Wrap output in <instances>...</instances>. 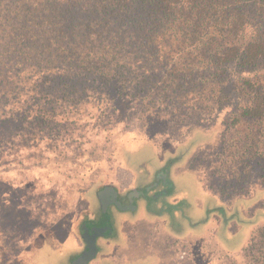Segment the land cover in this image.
<instances>
[{
    "label": "trees",
    "instance_id": "trees-1",
    "mask_svg": "<svg viewBox=\"0 0 264 264\" xmlns=\"http://www.w3.org/2000/svg\"><path fill=\"white\" fill-rule=\"evenodd\" d=\"M225 69H233L230 76ZM24 79L66 83L71 101L82 99L85 90L77 91V85L91 84L118 87V99L131 86L135 98L164 104L211 92L217 101H228L237 82L252 95L236 104L231 123L254 128H248L244 143L224 134L218 158L235 163L225 173L232 181L245 182L257 171L264 184V152L254 142L264 122V0H0V152L10 148L8 140L20 136L19 130H41L35 123L60 115L39 99L43 90L32 97L38 98L36 110L24 104L27 109L9 111L7 88ZM44 96L57 104L65 99ZM212 172L215 178L227 177L218 169ZM255 210L247 240L236 253L209 243L205 264H238L235 255L241 252L246 264H264V210Z\"/></svg>",
    "mask_w": 264,
    "mask_h": 264
},
{
    "label": "rangeland",
    "instance_id": "rangeland-1",
    "mask_svg": "<svg viewBox=\"0 0 264 264\" xmlns=\"http://www.w3.org/2000/svg\"><path fill=\"white\" fill-rule=\"evenodd\" d=\"M232 71L225 69V74L230 76ZM235 85L236 89L230 88L228 101H217L215 92H211L206 98L190 93L175 99L173 104H164L161 100L145 103L135 98V90L131 86L123 88V97L119 100L116 94L118 87L108 90L99 85H77V91L85 90L79 102L71 101L70 93L65 95L64 89H69L66 83L51 86L24 79L21 83L10 84L7 88L11 95L9 111L13 109L15 112L17 108L36 110L38 98L32 97L42 90L52 94L53 100L63 96L65 99L57 104L48 101L45 93L41 94L43 97L39 99L47 101L46 107L60 115L48 123L37 121L35 124L41 126V130L30 126L19 130L20 136H10V148L0 152V264H68L77 252L81 217H89L97 207L93 194L97 184L117 179L119 164H132L133 168L141 164L149 170L155 154L164 157L189 144L191 148L198 147L190 167L229 206L235 204L237 198H258L251 209L246 208L244 218L241 210L237 214L231 211L226 214L227 218L223 216V223L233 222V225L229 224L233 228L242 220L247 222L249 217L254 218L255 209L264 210L261 173L256 171L251 179L237 183L225 174L235 169V163H224L223 157L218 158L224 134H228L227 138L239 137L244 143L248 142L245 135L248 128H254L252 123H231L236 104L246 102L252 95L237 82ZM24 104L30 107L26 108ZM42 125L50 128L43 129ZM260 126L263 135L260 134L257 137L259 141L254 142L261 148L260 152H264V122H260ZM253 134L255 130L250 136ZM224 152L227 155L232 151ZM217 169L227 177L215 178L212 171ZM89 186L88 193L81 195L80 192L85 193ZM155 193L156 190H152L149 195ZM179 206L188 210V221L180 225L174 219L165 226L164 222L156 223L158 216H154L150 225L155 224L158 231L149 228L148 221L134 222L135 215L136 218L120 217L123 252L135 260L142 254L151 253V264H172L177 255L168 245L172 236L167 232L169 229L182 232L186 226H191L193 232L186 235L183 244L192 249L202 232V223L211 214L206 205L196 216L186 203ZM219 254L221 257L224 255L222 252ZM243 254L235 255L238 264H246L247 255ZM227 257L234 259L233 256ZM222 262L227 261L224 259ZM140 264H145V261Z\"/></svg>",
    "mask_w": 264,
    "mask_h": 264
},
{
    "label": "crops",
    "instance_id": "crops-1",
    "mask_svg": "<svg viewBox=\"0 0 264 264\" xmlns=\"http://www.w3.org/2000/svg\"><path fill=\"white\" fill-rule=\"evenodd\" d=\"M197 149L198 147L190 149L186 152L185 157L180 163L171 166V184H169L168 186L170 189V193L164 197H158V192L161 189V185L159 183L156 184V182L158 181L155 179L154 173H156V171L160 168L161 159L157 154H155L156 162L154 161V163L151 165L149 173H142L139 176L140 178L144 179L142 185L148 184L151 181L155 182L152 183V187L149 192H151L152 190H156V193L152 195L153 200L150 202V205H148L147 208H145L143 202H141L137 211L133 213V216H131L134 217L135 215L137 217H134L136 218L134 222H139L142 220H144L145 222L148 221L149 228H152L154 231H158L159 229L155 226V224L150 225V221H153L154 216H158L156 223L160 222L161 224H163L164 222V225L166 226L169 218L177 219L181 216L182 213H178L176 209L178 208L179 210V205H181L182 203H186L190 206L191 213L194 216L201 213L205 208V205L206 209L209 212L214 208L223 206L228 214L231 213V210L234 209L233 204L229 206L227 201L219 193L212 191L210 187L206 185V183L202 182L199 173L195 171L193 167H190V162L192 161V158L194 157ZM171 154L172 152H170V154L168 155ZM139 166L141 167V164ZM117 167L119 168V177L114 180L117 185H119L122 190L133 186V181L136 176L135 170H137L138 167L133 168L132 164H119ZM168 181H170V179H168ZM237 199V209L241 210L240 213L244 218L246 208L251 209L257 202L258 198L256 197L252 199L249 197ZM174 203H178V207L173 210ZM181 210L183 212L182 221L183 223H185L189 219V213L187 209ZM126 215L127 214L125 213L119 214V235L117 241H115V243L109 241L104 243V247L101 253L102 258L106 257L111 260H116L119 264H140V262L143 261H145V264H151L153 260L151 253L142 254L139 256L140 259L135 260L130 259V255L123 252L121 243L124 242V240L123 233L120 227V217H124ZM250 218L251 217H249L248 219ZM250 221L251 220L245 222V220H242L241 223H239L238 225L235 224V226L231 228L229 224L233 225V222L225 225L223 223V217L219 215V213H215L214 211H212L207 221L202 223V232L199 236H197V243L193 245L192 249L183 244L186 235L193 232V228L191 226H186V229L182 232H177L173 229H169L170 231L167 232L164 229L165 232L172 236L171 243H168V245L173 247V250L176 253L175 256L177 255V258L172 264H205L204 253L205 250H207L209 243H211L212 245H216L217 248H224L226 250L229 249L230 251L239 249L247 240V235L250 231ZM233 240H235V242H233ZM77 241L79 243V240ZM160 243L163 244L162 242ZM76 258H73L72 264L74 260H76Z\"/></svg>",
    "mask_w": 264,
    "mask_h": 264
},
{
    "label": "flooded vegetation",
    "instance_id": "flooded-vegetation-1",
    "mask_svg": "<svg viewBox=\"0 0 264 264\" xmlns=\"http://www.w3.org/2000/svg\"><path fill=\"white\" fill-rule=\"evenodd\" d=\"M196 147V146H194ZM192 147V148H194ZM190 144L187 146H182L177 148V152L168 155V156H159L161 159L160 168L154 173L156 182L161 185V189L158 192V197L167 196L170 193L169 184H171V166L177 163H180L182 159L185 157L186 152L192 149ZM136 171V176L133 181V186L122 190L119 185L113 180L103 183L100 182L93 189V194L95 197V202L97 207L94 209V212H90L91 215L89 217L82 216L80 220V226L78 229L79 232V243L77 246V252L74 255V259L81 253L83 249H85V240L82 237L83 233H94L97 229L100 234L95 238V246L96 252L93 257L87 262V264H119L116 260H111L108 258H102L101 253L104 247L105 242H113L117 241L119 235V214L125 213L129 217L133 215L139 208L141 202H143L145 208L150 205V202L153 200V196L149 195V191L152 187L151 181L148 184L142 185L144 182L143 178H140V174L149 173V170L146 168L138 167ZM170 179V181H168ZM173 210L178 207V203H174ZM234 206V207H233ZM233 210H231L234 214H237L239 210L237 209V202L233 204ZM232 209V208H231ZM178 213H182L181 206L178 210ZM219 213V215L226 216L228 213L225 211L223 206L218 208H214L211 212ZM182 214L176 220L180 225H182ZM227 214V215H226ZM230 214V213H229ZM86 218V219H85ZM88 218V219H87ZM174 219L169 218L168 221L171 222ZM72 259L69 260L68 264H72Z\"/></svg>",
    "mask_w": 264,
    "mask_h": 264
},
{
    "label": "water",
    "instance_id": "water-1",
    "mask_svg": "<svg viewBox=\"0 0 264 264\" xmlns=\"http://www.w3.org/2000/svg\"><path fill=\"white\" fill-rule=\"evenodd\" d=\"M100 234L98 229L92 233H83L82 237L85 240V249L81 254L74 260L73 264H87V262L93 257L96 252L95 238Z\"/></svg>",
    "mask_w": 264,
    "mask_h": 264
}]
</instances>
